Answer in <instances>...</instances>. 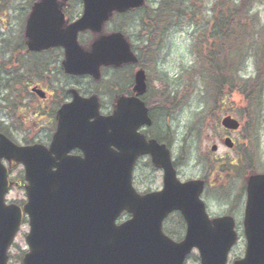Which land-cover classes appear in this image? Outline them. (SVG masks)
I'll return each mask as SVG.
<instances>
[{
  "label": "water",
  "instance_id": "95a60500",
  "mask_svg": "<svg viewBox=\"0 0 264 264\" xmlns=\"http://www.w3.org/2000/svg\"><path fill=\"white\" fill-rule=\"evenodd\" d=\"M82 1L83 17L67 29L58 0L37 4L27 26L30 51L61 47L67 74L96 79L103 66L135 63L130 45L120 34L102 37L91 51L79 45L78 36L86 31L101 34L114 13L138 9L145 1ZM137 83V91H144L143 72ZM59 115V131L51 150L19 148L0 136V264H8V252L24 214L29 218L30 233L23 264H185L194 249L200 253L201 264H227L237 241L234 221L211 222L200 200L203 184L179 183L166 147L155 141L148 144L138 134L142 126L152 125L143 103L123 99L113 117L102 118L94 100L76 97ZM222 125L232 131L240 127L231 117ZM225 145L234 146L230 139ZM74 149H80L84 158L69 156ZM144 155L152 156L165 177L162 192L141 197L132 186V171ZM3 160L25 168L28 203L23 209L5 203L9 174ZM124 211L132 219L118 226ZM173 212H180L187 223L181 243L162 231L164 220ZM244 225L248 251L235 264H264V176L249 181Z\"/></svg>",
  "mask_w": 264,
  "mask_h": 264
},
{
  "label": "rangeland",
  "instance_id": "374dc122",
  "mask_svg": "<svg viewBox=\"0 0 264 264\" xmlns=\"http://www.w3.org/2000/svg\"><path fill=\"white\" fill-rule=\"evenodd\" d=\"M34 1L35 0H12L10 8L7 11L9 14H7V17L4 19V23L0 22V42H2L0 52L4 51V49L8 50L10 45L18 42L23 36L24 24L30 14L29 8L31 3ZM218 1L220 0H194L193 3L185 2V4H183V2L181 14H185V19L181 20L179 26L165 37L162 47L160 45L158 49H152L155 55L152 57V61H150L145 55L142 56L144 60L150 61V66L146 65V67L150 89L147 94V99L151 104V107L154 110L157 105L160 107L164 103L160 97L169 95V93L171 97L170 99H174L176 97L177 102H181L183 100L186 101L184 105L181 107L178 106L173 112H168L169 114H163L164 112L155 113L160 133L161 131L163 132L164 129H166V131L170 130L176 137V144H185V154L180 156V159H178L179 164L181 165L179 167V170H181V180L187 181L207 178L209 182L212 181V184H207L208 188L205 190L203 195V201L207 206L208 214L211 219L225 217L229 213L233 212H235L233 214H236V230L239 237L238 244L231 252L228 261V264H233L235 261L243 259L247 250V241L243 228V210L245 203L243 204V197H240V195L244 193L243 189L245 187V177L238 176L236 178L232 175V179L228 180V178L222 174L216 177V172L212 170V173L208 178L207 174H209V170L206 167L207 159L226 160L227 158L232 159L235 157V153L225 148L222 144V139L225 133L220 128L219 129L221 131L217 130L215 125L218 122L220 123L222 119L227 116V112H221L215 116L210 115L209 110L206 108V95L201 93L203 91L202 88L198 90L195 96L190 97L191 90L189 89L191 79L190 85L188 78H184L185 85L183 84L184 79H182V76L190 75L186 72L187 70H196L198 68V53L201 52L204 56L208 55L210 51V45L213 43L211 35L214 34V24L212 20L210 21V18L219 12L217 10L213 11L212 9ZM232 1L233 0H223V2L229 5L233 3ZM238 1L239 4L243 1L238 8L240 10L244 9V12H248L246 14L242 12L241 16L243 18L247 17L246 22L250 29V35L253 34L251 41L252 44L249 43L252 47L249 49L248 56H245L243 61L239 64L238 75L240 76L242 82H240V85L237 83L233 86V96L228 101L225 110L242 124L241 131L232 135V139L240 147L239 149L248 146L244 139L249 128L253 129V132H257L258 135L261 133V149L259 152L260 160L257 167L263 168L264 77L259 79L257 83L261 85V88L256 89L254 84H256L259 77L258 71H263L264 69V62L262 61L264 59H262V57L258 54L264 46V0H234V2ZM156 5L157 4H154L153 2L149 4L150 8H156ZM81 10L82 8L77 5L76 8L71 11V13L75 11V13H73L74 18H78L80 16ZM148 12L151 13V10ZM144 13L145 12H142L137 15L141 18L136 21V25L131 29L133 32L130 33L131 30L128 29L126 32L133 35L141 32L143 36H140L144 38L143 41H147V45H149L152 38L149 36L146 22H144ZM226 14L228 16V13ZM252 18L253 21L251 22ZM238 19L240 20V15ZM238 19L236 22H239ZM176 20L177 19H172V22H175ZM117 26L119 25L116 22L109 24L108 32H113ZM144 29H146V31ZM133 38L137 39L136 36ZM157 43L159 42H153L154 45ZM208 43L210 44L209 46ZM147 45L145 44L144 47L146 48ZM139 46L140 45H137L136 43L134 47L137 48ZM10 50L11 49H9V51ZM227 51L228 49L226 52ZM176 80H178L179 83H174ZM75 82L76 81L74 80L68 81L66 79L64 80V86L66 87V85L69 84L67 86L74 87L81 92L89 89H95L94 86H92L93 88H90V83L83 84V82L80 81L77 83ZM171 88L174 89V94L172 93ZM236 90H240V92L244 95H240V92L237 93ZM257 91L260 92L259 98L262 99L261 111L258 116L251 107V105L254 106V102H252V100L256 99V97L254 98L256 94H251ZM248 95L251 97H248ZM4 96H6V93H4ZM232 102H234L233 105H231ZM6 105L8 104H3V106ZM173 107L174 106L169 107L170 111ZM27 115L28 113L24 114L21 118L26 121V123H30V118L32 116ZM205 115H208V119L206 120ZM0 118V122L3 120V123L6 124V126H10L13 122L11 121L12 118L10 119L9 116L6 118L0 116ZM13 136L19 143H22L21 141H23V138L26 137L24 134H14ZM213 146H218L219 148L218 153L215 155L211 153ZM188 150H190V152ZM174 152L176 157L180 154L177 147ZM19 172L21 173V168L16 166L14 168V173L12 174V177L15 180L11 186L9 195L6 198L9 204L17 203L23 205L27 200L25 190L23 188H19L16 183L19 178L21 180ZM258 173H264L263 169L259 170ZM134 182L136 189L141 194L160 190L162 188V172L154 170L149 161L143 159L136 170ZM239 203H242L241 209L237 208L236 204ZM235 205L237 209H233ZM128 219L129 216H125L123 221ZM184 230L185 227L179 223L177 217L170 218L165 224L166 234L175 241H180L184 238ZM28 233L29 225L28 222H25L10 250L11 258L9 260V264H22V262H20L21 254L28 251L26 243ZM187 264H200V257L197 251L193 252Z\"/></svg>",
  "mask_w": 264,
  "mask_h": 264
},
{
  "label": "flooded vegetation",
  "instance_id": "af4514ba",
  "mask_svg": "<svg viewBox=\"0 0 264 264\" xmlns=\"http://www.w3.org/2000/svg\"><path fill=\"white\" fill-rule=\"evenodd\" d=\"M42 0H35L31 3L30 10L32 12L33 5ZM147 4H150L147 1ZM71 4L67 3L64 6L65 16L70 20H75L73 13H71ZM150 6L145 7V9H140L139 11H130L127 14L114 15L110 23H117L120 26L125 27L129 23L130 18L135 13L143 12L149 9ZM29 12V11H28ZM73 16V17H72ZM30 18V16H28ZM27 17L25 23V30L23 36L19 40V44H13L8 47V50L0 52V111H2V105L6 102L7 97L4 96L6 80L11 81V83L16 87V91L20 92V95H13L15 104L12 107H16L17 113H13L11 121H13L10 126H6L3 120L0 122V128H8L9 138L19 146H32V145H43L49 148L53 142V139L58 130V114L63 106L70 104L73 101V92L76 91L79 95L90 98L97 97L99 99V104L101 108L102 115L108 114L112 109L115 108L118 100L121 97L127 98H137L145 99L148 94L140 96L135 92V79L134 75L132 77L128 76L123 70L127 69L128 66L122 68H103L101 71V80L96 81L90 77H73L67 76L62 68V63L64 61V56L60 54H53L57 49H53L47 52L32 53L28 49V40L26 37V28L29 18ZM108 25L104 28L106 33L108 32ZM116 27L112 34L119 32L120 30ZM117 29V30H116ZM85 38L88 39L90 44H93L97 38L94 33L83 34ZM1 46V43H0ZM9 49H11L9 51ZM52 53L49 55V53ZM3 62H9V65H2ZM116 72V74H115ZM118 72L120 73L119 77ZM115 74V75H114ZM68 81H78L83 82V84L90 83V89L88 91L80 92L75 89H71L70 86H64V80ZM87 81V82H84ZM41 92L43 97L39 96L37 92ZM95 90V91H93ZM23 113V114H22ZM24 113H28L27 116H32L30 118V123H26L21 117ZM0 116L6 118L7 116L0 113ZM1 119V118H0ZM20 125H22L20 127ZM150 128L143 129L142 134L149 141L152 138L150 135ZM14 134H24L26 137L23 138L22 143H19ZM226 135L225 137H228ZM73 155L82 154L76 150ZM149 161L150 159L144 158ZM11 169L13 166H17L15 163L8 164ZM155 169V168H154ZM180 175V172H179ZM22 182L18 184L21 188Z\"/></svg>",
  "mask_w": 264,
  "mask_h": 264
},
{
  "label": "trees",
  "instance_id": "16d2710c",
  "mask_svg": "<svg viewBox=\"0 0 264 264\" xmlns=\"http://www.w3.org/2000/svg\"><path fill=\"white\" fill-rule=\"evenodd\" d=\"M8 1L9 0H0L1 14L5 13L7 8L9 7V3L7 4ZM182 3L183 0H162V3H160V9H158L155 14L153 13L146 15V27L149 31L150 38H152L151 45H149L147 48L148 56L152 55V48H159L160 45L162 47L163 42L165 41V37L179 26L181 20L185 19V15L181 14ZM241 3H243V1ZM240 4L239 2H237L229 5L222 0L223 6L221 7V9L219 8V13H217L215 16L216 34L215 36H212V38H214V42L210 45V51L207 56H203L202 53L199 52V66L197 65L198 68L196 70H191L190 72H188V74L190 75L185 76L186 78H188L189 85L191 79V85L189 89L191 90L190 97L195 96L198 90L202 88L203 91L201 93H203V95H207L208 99L211 100L209 101V104L207 106L208 110L213 115H217L221 112H228L225 110L227 105L226 101L231 99L233 93L232 91L228 92L227 89H233V86H235L237 83H239L240 85V82H242L240 76L238 75V67L239 64L243 61L244 57L248 56L249 49L252 47L249 43L252 44L251 41L253 34L250 35V29L246 22L247 17L243 18L241 16L242 12H244V9L240 10L238 8ZM226 13H228V16ZM246 13L248 12L245 11L244 14ZM239 15L240 20L238 19ZM172 19L177 20L175 22H172ZM237 19L239 20V22H236ZM252 21L253 18L251 19V22ZM215 40H218L220 43H217ZM154 41H158L159 43H157V45H154ZM227 49L228 51L226 52ZM258 54L262 57V59H264V46L261 48V52H258ZM262 61L264 62V60ZM258 72V80L256 84H254V86H256V89L261 88V85L257 83L259 79H262L264 77V69L263 71L259 70ZM16 87L17 86H15V84L13 85L11 81L6 80L5 91L9 93L7 99L9 105L12 104V100L9 101L10 97H12L15 93L17 96L20 95V92H17L15 90ZM240 95L244 94L240 92ZM251 95H255L254 98L256 97V99L252 100V102H254V106L251 105V107L254 109V112L258 116L260 115V109L262 105V102L260 103V100L258 99L260 92L257 91L255 93H252ZM248 97L251 96L248 95ZM160 98L164 103L160 106L159 109L161 112L165 113H171L178 106L181 107L186 103L185 100L177 102L176 97L174 99H170V93L169 95L161 96ZM171 106L174 107L171 108L170 111L169 107ZM7 111L9 112L12 110L8 109ZM13 111H15V108L13 109ZM206 119H208V117H206L205 115V120ZM246 139L248 140V142H251L250 139H252V142L255 143L259 139V136L256 132H254L251 138L247 137ZM243 159L244 162L240 164L244 169V172L246 174L253 173L254 161H252L251 154H246ZM231 166L235 167L234 164H224L220 165L219 169L220 171L223 169L224 173H230L231 171L228 169L232 168ZM23 255L24 253L21 254L20 262L23 259Z\"/></svg>",
  "mask_w": 264,
  "mask_h": 264
}]
</instances>
